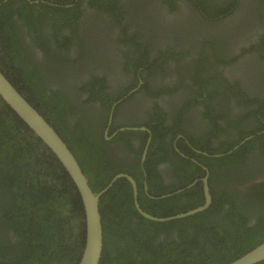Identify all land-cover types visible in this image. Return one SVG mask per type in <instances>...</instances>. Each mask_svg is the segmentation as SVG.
<instances>
[{
	"label": "flooded vegetation",
	"instance_id": "obj_1",
	"mask_svg": "<svg viewBox=\"0 0 264 264\" xmlns=\"http://www.w3.org/2000/svg\"><path fill=\"white\" fill-rule=\"evenodd\" d=\"M2 4L11 7L19 57L36 66L24 61L32 87L62 110L70 134L82 129L97 143L121 171L114 178L135 181L137 198L122 178L138 214L144 196L150 207L170 199L179 208L200 198L189 190L206 203L207 187L211 197L229 191L246 202L247 189L264 183V0ZM10 43L0 35V70L50 121L54 112L20 75Z\"/></svg>",
	"mask_w": 264,
	"mask_h": 264
},
{
	"label": "trees",
	"instance_id": "obj_2",
	"mask_svg": "<svg viewBox=\"0 0 264 264\" xmlns=\"http://www.w3.org/2000/svg\"><path fill=\"white\" fill-rule=\"evenodd\" d=\"M5 6H0V35L11 41L8 53L33 88L27 72L31 68L26 70L25 65L36 66L19 57L21 43L12 39L11 7L6 12ZM39 90L32 91L40 95V106L54 112L46 117L78 160L92 190L100 192L121 171L108 163L105 152L82 129L70 134L62 110L43 102L45 93ZM188 193L200 198L177 208L170 199L150 207L144 196L141 207L152 216L166 218L204 205L200 191ZM247 196L245 202L233 192H212L207 211L157 223L138 214L131 185L121 179L100 201L104 233L100 264H230L264 242V212L257 215L251 210L260 205L264 211V183L251 185ZM10 232L16 241L10 240ZM85 243V209L76 185L51 150L0 98V264H79Z\"/></svg>",
	"mask_w": 264,
	"mask_h": 264
},
{
	"label": "water",
	"instance_id": "obj_3",
	"mask_svg": "<svg viewBox=\"0 0 264 264\" xmlns=\"http://www.w3.org/2000/svg\"><path fill=\"white\" fill-rule=\"evenodd\" d=\"M0 98L32 130L34 135L51 150L73 180L82 199L86 217V243L79 264H100L104 250V233L100 212V201L102 197L113 188L114 184L124 177L134 186L137 198L135 181L127 175H118L103 190L95 193L90 187L88 177L82 170L78 160L66 142L58 134L55 127L17 90L1 70ZM205 194L206 203L203 206L176 216L166 218L152 216L140 208L138 201H136V208L145 219L157 223H165L193 216L207 210L212 203V197L207 187ZM261 262H264V242L230 264H258Z\"/></svg>",
	"mask_w": 264,
	"mask_h": 264
}]
</instances>
